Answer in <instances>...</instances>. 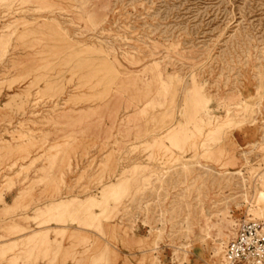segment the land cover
Masks as SVG:
<instances>
[{
	"label": "rangeland",
	"instance_id": "rangeland-1",
	"mask_svg": "<svg viewBox=\"0 0 264 264\" xmlns=\"http://www.w3.org/2000/svg\"><path fill=\"white\" fill-rule=\"evenodd\" d=\"M13 187L42 201L7 237L223 264L264 222V0H0V202Z\"/></svg>",
	"mask_w": 264,
	"mask_h": 264
},
{
	"label": "crops",
	"instance_id": "crops-1",
	"mask_svg": "<svg viewBox=\"0 0 264 264\" xmlns=\"http://www.w3.org/2000/svg\"><path fill=\"white\" fill-rule=\"evenodd\" d=\"M28 191H32V188H26ZM22 187H13L10 190H5L3 193V201L0 202V255L2 250H8L15 246L17 243V257L20 258L18 264H93L95 260L100 258L101 254H105V258L113 260L115 258L129 257L130 252L123 251L122 248H116L111 246L109 250L105 249L97 250L93 249L89 255L83 256V249L76 248L70 249L69 243L66 241L63 246L59 247L53 243L52 248L39 246V243H34L30 241L29 234L30 231H18L19 233H14L7 237L8 233L6 230H10L11 226L19 224L22 227L28 228L34 225H29L26 221L20 220L17 222L19 217H24L26 215L32 216V209L36 207V200L41 203V188L33 187V194L31 198L25 200L22 199L25 194H22ZM27 206L31 207V210L25 212L24 208ZM18 209L17 214H14ZM34 213V212H32ZM14 220H11L13 219ZM14 221V222H12ZM54 240L53 237H50ZM16 257V258H17ZM14 258L13 254L6 256L4 261L0 260V264H11V260ZM28 260V261H27ZM100 264V263H99ZM117 264H126L121 261Z\"/></svg>",
	"mask_w": 264,
	"mask_h": 264
},
{
	"label": "built area",
	"instance_id": "built-area-1",
	"mask_svg": "<svg viewBox=\"0 0 264 264\" xmlns=\"http://www.w3.org/2000/svg\"><path fill=\"white\" fill-rule=\"evenodd\" d=\"M223 264H264V222L239 221L224 248Z\"/></svg>",
	"mask_w": 264,
	"mask_h": 264
}]
</instances>
